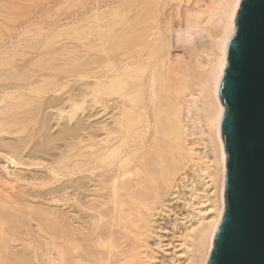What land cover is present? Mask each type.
<instances>
[{
    "label": "bare ground",
    "instance_id": "1",
    "mask_svg": "<svg viewBox=\"0 0 264 264\" xmlns=\"http://www.w3.org/2000/svg\"><path fill=\"white\" fill-rule=\"evenodd\" d=\"M241 1L109 0L65 19L67 0H0V264H166L168 224L185 226L183 264L208 263ZM196 29L209 40L174 56Z\"/></svg>",
    "mask_w": 264,
    "mask_h": 264
},
{
    "label": "water",
    "instance_id": "2",
    "mask_svg": "<svg viewBox=\"0 0 264 264\" xmlns=\"http://www.w3.org/2000/svg\"><path fill=\"white\" fill-rule=\"evenodd\" d=\"M220 84L226 210L207 264H264V0H242Z\"/></svg>",
    "mask_w": 264,
    "mask_h": 264
},
{
    "label": "rangeland",
    "instance_id": "3",
    "mask_svg": "<svg viewBox=\"0 0 264 264\" xmlns=\"http://www.w3.org/2000/svg\"><path fill=\"white\" fill-rule=\"evenodd\" d=\"M67 0L65 5L63 6L61 10V14L65 19L68 17H71L70 15H76L79 17H83L87 12L95 11L93 12L94 14L102 11H109V0ZM174 4V3H173ZM108 6V7H107ZM181 8L182 6L179 5ZM108 8V9H107ZM180 8V10H182ZM97 9V12L96 10ZM99 9V10H98ZM194 30H190V33L188 32V35H183L181 33L174 34V49H173V55H180V56H188V50L195 44L196 42L203 40L206 37V40L208 39L207 33L203 31H198L197 29L195 30L196 32H193ZM179 34V35H178ZM206 35V36H205ZM185 38H184V37ZM209 40V39H208ZM179 211V213H182V210L176 209ZM181 217V216H180ZM158 225L163 223H168L170 219L166 217L165 220H162L164 217H160ZM175 217H173L174 219ZM182 218V217H181ZM182 222L186 223V226H190V222L188 220H181ZM189 222V223H188ZM168 227L164 230V244H165V249L167 252L165 254L160 253V257L164 258V260H167L166 264L170 263L173 260H175L176 264H183L185 260V256L181 254V235L182 232L184 231L185 226H179L178 229H173L174 227L170 224L167 225ZM160 230V229H158ZM178 245V246H177ZM180 250V251H179ZM178 252V253H177ZM180 252V253H179Z\"/></svg>",
    "mask_w": 264,
    "mask_h": 264
}]
</instances>
